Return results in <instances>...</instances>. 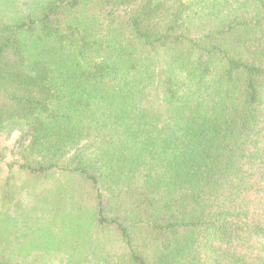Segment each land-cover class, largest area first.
I'll list each match as a JSON object with an SVG mask.
<instances>
[{
	"label": "trees",
	"instance_id": "obj_1",
	"mask_svg": "<svg viewBox=\"0 0 264 264\" xmlns=\"http://www.w3.org/2000/svg\"><path fill=\"white\" fill-rule=\"evenodd\" d=\"M1 135L0 264H264V0H0Z\"/></svg>",
	"mask_w": 264,
	"mask_h": 264
},
{
	"label": "rangeland",
	"instance_id": "obj_2",
	"mask_svg": "<svg viewBox=\"0 0 264 264\" xmlns=\"http://www.w3.org/2000/svg\"><path fill=\"white\" fill-rule=\"evenodd\" d=\"M15 136L16 135L8 138L5 135H1L0 150L12 148ZM12 160V157H7L6 162ZM59 183H66V181L58 180L55 176L39 184H30L20 174L15 173L12 175V173H9L6 166L0 164V212L3 215L6 213L7 215H14L15 217L18 215L19 218H23V223L29 222L26 226L20 224V228L21 233L30 234L31 231L37 228L35 223L37 215L43 211L42 208H48L55 200ZM23 186L25 188H23ZM19 205L21 207H17ZM9 235L14 236L11 233H9ZM9 235L7 233L6 237L9 238ZM6 237L5 235H0V241L2 242V239Z\"/></svg>",
	"mask_w": 264,
	"mask_h": 264
}]
</instances>
